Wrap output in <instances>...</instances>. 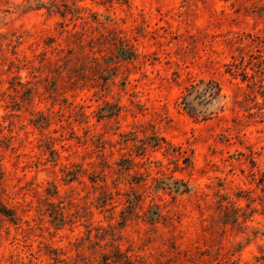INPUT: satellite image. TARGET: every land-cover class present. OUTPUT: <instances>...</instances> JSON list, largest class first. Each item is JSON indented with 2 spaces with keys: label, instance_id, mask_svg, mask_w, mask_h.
I'll use <instances>...</instances> for the list:
<instances>
[{
  "label": "rangeland",
  "instance_id": "374dc122",
  "mask_svg": "<svg viewBox=\"0 0 264 264\" xmlns=\"http://www.w3.org/2000/svg\"><path fill=\"white\" fill-rule=\"evenodd\" d=\"M0 204V264L254 263L264 0H0Z\"/></svg>",
  "mask_w": 264,
  "mask_h": 264
},
{
  "label": "trees",
  "instance_id": "16d2710c",
  "mask_svg": "<svg viewBox=\"0 0 264 264\" xmlns=\"http://www.w3.org/2000/svg\"><path fill=\"white\" fill-rule=\"evenodd\" d=\"M211 92L209 91L208 94ZM182 104L183 107L187 110V112L191 115L196 117L197 116V110L195 106H193L186 98V95L182 97ZM0 213L3 215L9 216L12 215L7 208L2 206L0 204ZM232 222H235V220H232ZM219 250H215V255H218ZM237 251V249H226L223 251V253L220 254V258L216 260L215 264H264V252H261L258 256L255 257V262L254 263H249L247 261H241L239 257H231L234 255V253Z\"/></svg>",
  "mask_w": 264,
  "mask_h": 264
}]
</instances>
